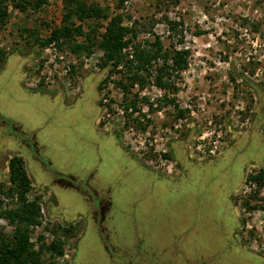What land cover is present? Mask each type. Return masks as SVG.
<instances>
[{"label":"rangeland","instance_id":"rangeland-1","mask_svg":"<svg viewBox=\"0 0 264 264\" xmlns=\"http://www.w3.org/2000/svg\"><path fill=\"white\" fill-rule=\"evenodd\" d=\"M87 2L96 13L74 17L80 32L61 46L39 39L62 22L63 0L26 11L8 4L0 25V211L20 204L2 192L17 155L30 178L26 196L40 206L29 240L62 249L44 250L43 263L114 264L129 261L117 246L131 253L167 243L170 264H264V184L249 177L264 168V0ZM118 12L136 29L128 56L134 43L161 44L148 81L127 97L118 83L128 73L106 65L95 44ZM76 43L92 51H73ZM175 49L187 50V66L164 75L174 86L162 88L156 66ZM12 122L25 133L12 134ZM14 227L0 214L1 232ZM110 232L116 240L103 239Z\"/></svg>","mask_w":264,"mask_h":264},{"label":"trees","instance_id":"trees-1","mask_svg":"<svg viewBox=\"0 0 264 264\" xmlns=\"http://www.w3.org/2000/svg\"><path fill=\"white\" fill-rule=\"evenodd\" d=\"M124 1L126 0H117V4L121 5ZM46 2L47 0H9L8 2H6V0H0V25L5 24L8 4L13 8L26 11L27 9H37ZM96 11L97 7L88 3L87 0H63L62 22L53 27L46 38L39 39L41 40L40 42L42 44H47L53 41L57 46H61L65 42V39L71 38L74 33L80 32L79 28L73 25V18L78 17L80 19H88L92 17ZM121 19L122 16L119 12L112 16L100 40L96 41L95 44L102 49L106 65H109L110 68H115L119 64H122L124 70L128 73L127 77L124 76L126 81H123L121 78L118 83L124 91V97H127V94L125 93H127L135 83L143 86L148 81V78L153 71L151 68H153L158 54L160 53L161 44L158 40L156 45L152 44L148 48L143 44L134 43L131 47V56H128V51L124 49L129 46L133 36H136V29L122 25L120 23ZM128 32H130V36L126 37V33ZM36 40H38V38ZM71 48L73 51L82 49L83 51H86L87 55L92 51V45L84 43L73 44ZM3 56L4 50L0 49V60ZM169 58L170 61H167ZM186 66V49L168 50V53H164L162 65L156 66V70L158 71L154 76V81L162 88L174 86L169 78H164V75L167 74V76H170L172 74H177L179 70ZM134 94H136V92ZM164 98L166 102L167 98ZM177 114L182 115L183 109H178ZM4 121L5 120L0 119V122L3 123ZM12 125V127L18 130H15V133L13 132L12 134H20L21 136V132H24L21 125L16 122H12ZM28 139L30 138L28 137ZM31 143L32 146L36 143V140L32 137ZM8 167L11 184L2 192H4L5 196L11 198L16 195L20 204L17 208L4 207L0 211L1 215L8 217L12 223H15L11 235L7 236L0 231V264H54L51 260L43 263L41 253L44 250L51 249L52 251L61 254L62 249L58 242L52 241L49 244L41 243L37 248H34L33 243L29 240L28 225L30 222L38 221L40 206L36 202L29 201L26 196V192L29 191L31 183L25 169L24 161L20 156L13 155L9 158ZM249 177L258 182V184L263 185L264 168H260L256 174H250ZM70 183L73 184V182ZM2 202L3 199L0 197V208H2ZM98 203V207L103 212H106L110 208L109 199L106 197L99 198ZM66 230L71 233L73 226L69 225Z\"/></svg>","mask_w":264,"mask_h":264},{"label":"crops","instance_id":"crops-1","mask_svg":"<svg viewBox=\"0 0 264 264\" xmlns=\"http://www.w3.org/2000/svg\"><path fill=\"white\" fill-rule=\"evenodd\" d=\"M52 155L54 156V158L56 157L54 152L52 153ZM150 183H148V187L149 188H150V185H151ZM131 206L133 208H134V206L139 207L140 204L139 205H135L134 202H133V204ZM112 232L108 233V237L106 236V238H104V236H103V239L114 238L116 240V238L113 236ZM97 236L99 237L98 234H97ZM178 238H180V237H178ZM99 239H100V237H99ZM134 241L136 242L137 247H138L142 243L143 239H141L139 237V238H137ZM166 244L167 243H165L164 246L161 245L160 248H158V249H155L153 246H151L149 244L148 247H146V246L143 247V248L141 247L140 250L133 249L131 251V253H123L124 251L123 250H119L117 248L118 246L116 245L117 247L115 248V254L118 256L120 254V251H121L122 255L126 256V258L127 257L129 258V261L126 260L127 262L126 261L125 262H123V261L115 262V260L114 259L111 260V258H110V260L113 261L114 264H126V263H130V264L131 263H135V264H170V262H171V254H170V252H172V251L168 250V245H166ZM178 249H180V248H178ZM173 251H175V250H173ZM79 252L80 251L77 250V254H76V257H75V262L77 260V257L79 256ZM104 252H105V255H106L105 257L109 258L108 252L111 254L112 251H108V250L105 249ZM178 253L180 254L181 252H178ZM174 254H175V252H174Z\"/></svg>","mask_w":264,"mask_h":264},{"label":"flooded vegetation","instance_id":"flooded-vegetation-1","mask_svg":"<svg viewBox=\"0 0 264 264\" xmlns=\"http://www.w3.org/2000/svg\"><path fill=\"white\" fill-rule=\"evenodd\" d=\"M184 254V253H183ZM202 258V260H201V262L203 261V262H205L204 260H203V257H201ZM200 258H198L196 261H193L194 263L193 264H206V263H200V261L198 262V260H199Z\"/></svg>","mask_w":264,"mask_h":264}]
</instances>
